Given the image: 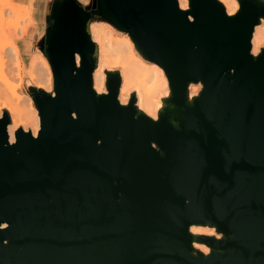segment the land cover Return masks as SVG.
<instances>
[{
	"label": "water",
	"instance_id": "1",
	"mask_svg": "<svg viewBox=\"0 0 264 264\" xmlns=\"http://www.w3.org/2000/svg\"><path fill=\"white\" fill-rule=\"evenodd\" d=\"M238 2L48 1L40 130L11 142L0 117V264H264V0ZM95 23L163 68L157 118L121 102L120 69L94 88Z\"/></svg>",
	"mask_w": 264,
	"mask_h": 264
},
{
	"label": "bare ground",
	"instance_id": "2",
	"mask_svg": "<svg viewBox=\"0 0 264 264\" xmlns=\"http://www.w3.org/2000/svg\"><path fill=\"white\" fill-rule=\"evenodd\" d=\"M181 8L189 7V0H178ZM229 14H234L239 8L238 0H220ZM22 16L31 19V13L27 6L22 7ZM31 21V20H30ZM263 23L255 27L253 34V53L260 50L264 43V19ZM93 29V38L99 44L100 53L104 57L115 56L118 58L116 68L121 70L122 84L120 88V100L126 104L132 92L137 93V106L145 111L153 118H157V112L163 105L164 96L170 93L168 78L161 66L156 63L149 64L142 56H138L136 48L132 40L113 38L111 31H107L102 35L101 30L95 27ZM111 35V37H110ZM8 50V53L14 59V71L21 77L22 66L20 62V54L13 41L7 40L6 43L0 45V49ZM31 79L35 81L40 88H52L51 76L52 69L42 55L33 58L29 65ZM94 88L99 92H106L105 81L106 75L103 71H94ZM20 85L12 84L9 79L3 75L0 79V97L5 98L6 104L0 103V117L5 115L4 110H8L11 116V124L8 127L10 141H15L16 130L23 126L25 130L31 127L33 135H37L40 130V117L37 109L33 106L32 97L19 91ZM201 89L200 83H191L189 87V97L193 98ZM4 112V115H3ZM7 112V111H6ZM8 113V114H9ZM195 227V226H193ZM192 227V230H193ZM196 228V227H195ZM199 230L203 228L197 227ZM206 229V227H204ZM203 229V230H205ZM208 229V228H207ZM206 231V230H205ZM207 251L208 247L202 245Z\"/></svg>",
	"mask_w": 264,
	"mask_h": 264
},
{
	"label": "rangeland",
	"instance_id": "3",
	"mask_svg": "<svg viewBox=\"0 0 264 264\" xmlns=\"http://www.w3.org/2000/svg\"><path fill=\"white\" fill-rule=\"evenodd\" d=\"M48 1L49 0H35V1L33 0H0V45L6 43L7 40L8 42L13 41V43L16 45V48L19 51L20 62L22 66L21 77H19L17 75V71H14L15 63H14V59L12 58V56L8 53L9 49L6 50L5 48L4 51L0 49V79L3 77V75H5L12 84L20 85L19 91L21 93L26 94L30 97L32 96L30 94L29 86H37L38 88H40L38 84L31 79L30 70H29L30 62L32 61L33 58L37 57V55H42L43 57L46 58L45 54L40 49L39 42L47 26L48 13H47L46 6H47ZM29 5L31 7L32 18L28 19V16L26 18L21 17V14L22 16H26L25 13H22V12H25L24 10L22 11V7L24 6L28 7ZM93 27L100 29L102 35H104L107 31H111V33L113 34V38L115 39H123L127 41L132 40L128 34L120 32L119 30L111 26L110 24L95 23L92 26V28ZM92 33H93V29H92ZM262 46H264V43L263 45H261V47ZM136 53L138 54L139 57L141 56L137 52V50H136ZM98 57H99V65L96 68L97 71L104 72L105 68L119 69V68H116L119 65L117 64L118 62L117 57L115 56L104 57L102 55V52L99 54ZM147 62L149 64L153 63L149 61ZM51 82H52V86H51L52 88L47 89V91L49 92L53 91V73L51 76ZM32 102H33V106L35 107V109H37L33 99H32ZM0 103L6 104L5 98L0 97ZM6 111L9 113V111L5 109L4 112ZM4 112H3V115H4ZM27 130H31V127H28ZM195 227H193L194 231L199 230L197 227H199L200 229L201 228L205 229L202 226H195ZM203 229H201L200 232L207 233V234L213 233L211 229L206 228L205 229L206 231Z\"/></svg>",
	"mask_w": 264,
	"mask_h": 264
},
{
	"label": "crops",
	"instance_id": "4",
	"mask_svg": "<svg viewBox=\"0 0 264 264\" xmlns=\"http://www.w3.org/2000/svg\"><path fill=\"white\" fill-rule=\"evenodd\" d=\"M33 1H35V0H33ZM34 3V2H33ZM29 7V11H30V13H31V7H30V5L28 6ZM31 18H32V15H31Z\"/></svg>",
	"mask_w": 264,
	"mask_h": 264
}]
</instances>
